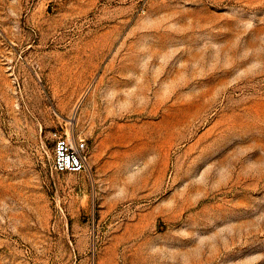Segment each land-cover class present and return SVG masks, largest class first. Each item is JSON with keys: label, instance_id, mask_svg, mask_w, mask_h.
Here are the masks:
<instances>
[{"label": "rangeland", "instance_id": "1", "mask_svg": "<svg viewBox=\"0 0 264 264\" xmlns=\"http://www.w3.org/2000/svg\"><path fill=\"white\" fill-rule=\"evenodd\" d=\"M0 264H264V0H0Z\"/></svg>", "mask_w": 264, "mask_h": 264}, {"label": "built area", "instance_id": "2", "mask_svg": "<svg viewBox=\"0 0 264 264\" xmlns=\"http://www.w3.org/2000/svg\"><path fill=\"white\" fill-rule=\"evenodd\" d=\"M53 166L58 172H82L88 165V145L83 137H75L68 131L55 130Z\"/></svg>", "mask_w": 264, "mask_h": 264}]
</instances>
